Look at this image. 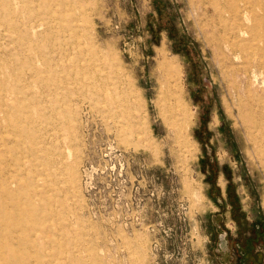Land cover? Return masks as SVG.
I'll use <instances>...</instances> for the list:
<instances>
[{
  "label": "rangeland",
  "instance_id": "rangeland-1",
  "mask_svg": "<svg viewBox=\"0 0 264 264\" xmlns=\"http://www.w3.org/2000/svg\"><path fill=\"white\" fill-rule=\"evenodd\" d=\"M262 2L0 0V264H264Z\"/></svg>",
  "mask_w": 264,
  "mask_h": 264
},
{
  "label": "bare ground",
  "instance_id": "bare-ground-1",
  "mask_svg": "<svg viewBox=\"0 0 264 264\" xmlns=\"http://www.w3.org/2000/svg\"><path fill=\"white\" fill-rule=\"evenodd\" d=\"M219 1V0H218ZM226 2L228 1V0H225ZM49 2V1H48ZM57 2V1H56ZM239 2V1H238ZM251 2H252V0H251ZM255 2V1H254ZM253 2V3H254ZM257 2V1H256ZM65 3H66V1H65ZM258 3V2H257ZM68 3H66V5H67ZM208 4V3H207ZM259 4V3H258ZM264 3L262 2V5H263ZM60 5H61V3H60ZM73 6V5H72ZM229 7H231V6H229ZM221 9V8H220ZM233 9H234V16H235V18L237 19V20H245V19H247V21L248 20H250L249 19V17H248V14H247V12H246V10H242V9H240V8H238L237 7V5L235 6V8L233 7ZM253 9V8H252ZM58 10V9H57ZM210 10H211V8H210ZM218 11V10H217ZM212 12V11H211ZM216 12V11H215ZM207 13V12H206ZM70 15H72V14H70ZM89 19V18H88ZM231 19V18H230ZM229 19V20H230ZM63 20V19H62ZM87 22V21H86ZM249 22V21H248ZM61 23V22H60ZM66 23V22H65ZM68 23V22H67ZM242 23V22H241ZM264 23V22H263ZM225 24V23H224ZM235 25V24H234ZM244 25V24H243ZM68 26V25H67ZM228 28H229V26H228ZM78 29V28H77ZM75 31V30H74ZM242 31H244V29L243 28H239L237 31H236V33H238V34H241V32ZM71 32H72V30H71ZM62 33V32H61ZM73 35V34H72ZM90 35V34H89ZM76 36V35H75ZM88 35H86V37H87ZM256 38H257V35L255 36ZM90 37H88V39H89ZM75 39H76V37H75ZM93 39V38H92ZM90 40V39H89ZM88 40V41H89ZM237 41V40H236ZM249 41V40H248ZM259 42V41H258ZM237 43V42H236ZM257 44H259V43H257ZM73 45V44H72ZM237 45V44H236ZM78 47V46H77ZM78 53V52H77ZM102 57V56H101ZM95 60V59H94ZM167 63L165 62L164 63V65H166ZM177 76H178V78L179 79H181L180 77H181V73H180V71L178 72L177 71ZM48 78V77H47ZM179 83H180V81H179ZM91 84V83H90ZM107 84V83H106ZM110 84V83H109ZM181 84V83H180ZM109 86V85H108ZM177 86V85H176ZM180 86V85H179ZM174 87V86H173ZM76 89V88H75ZM174 90H175V88H173ZM171 90H172V88H171ZM182 90H181V86H180V88H178V91H170L171 92V94H172V96L173 97H175V102H176V106H177V108H178V111H180L182 114H184V116H185V118H186V120H187V117L189 118L190 117V115H189V113H188V111L186 110V108L184 107V102H183V99H182V92H181ZM81 93V92H80ZM82 93H83V91H82ZM105 102V101H104ZM176 106H175V108H176ZM179 114V113H178ZM191 114V113H190ZM264 114V113H263ZM179 116H181L180 114H179ZM190 118H192V117H190ZM260 118H261V116H260ZM176 119V118H175ZM181 119H183V118H181ZM180 119V121H182ZM256 119H257V117H256ZM263 119V118H262ZM254 120V119H253ZM182 123H184L183 121H182ZM255 123V122H254ZM262 123V122H261ZM263 125V124H262ZM188 126V125H187ZM180 128V127H179ZM262 129H264V127H262ZM2 130H3V128H2ZM184 130V129H183ZM182 131V130H181ZM177 132H178V130H177ZM176 132V133H177ZM179 133V132H178ZM257 133V132H256ZM180 134V133H179ZM178 134V135H179ZM260 134H261V132H260ZM250 135V134H249ZM255 135V134H254ZM180 136H181V134H180ZM180 136H178V137H180ZM183 136V135H182ZM185 136V135H184ZM183 136V137H184ZM261 136V135H260ZM262 140L264 141V133L262 134ZM14 140V139H13ZM31 146V145H30ZM26 148V147H25ZM28 148V147H27ZM31 150V149H30ZM264 154L262 153V156H263ZM9 161V160H8ZM8 163V162H7ZM24 167V166H23ZM61 167V166H60ZM38 171V170H37ZM19 175V174H18ZM39 175V174H38ZM48 177V176H47ZM46 177V178H47ZM64 177V176H63ZM44 179V178H43ZM9 182V181H8ZM18 184V183H17ZM22 185V184H21ZM24 185H25V183H24ZM11 186H12V181H11ZM6 187V186H5ZM10 187V186H9ZM47 187V186H46ZM0 188H2V186L0 187ZM2 189H4V187L2 188ZM10 189H11V191H12V188H9V190H8V192L10 193ZM43 189V188H42ZM1 190V189H0ZM52 190H55V189H52ZM14 191V190H13ZM21 191V190H20ZM43 191V190H42ZM1 193V192H0ZM12 193V192H11ZM63 193V192H62ZM16 194V193H15ZM7 195H8V193H7ZM41 197V196H40ZM54 197V196H53ZM8 198V197H7ZM11 198V197H10ZM42 198V197H41ZM1 200V199H0ZM3 200V199H2ZM11 200V199H10ZM15 200V199H14ZM18 200V199H17ZM51 200H52V198H51ZM4 201V200H3ZM50 201V200H49ZM14 201H12V203H13ZM4 203V202H3ZM2 203V204H3ZM7 203H8V199H7ZM10 204V203H9ZM1 205V204H0ZM46 205V204H45ZM10 206H12L11 204H10ZM16 206V205H15ZM41 206H43V205H41ZM8 207V206H7ZM7 207H5V208H3V207H1L2 208V210L4 209H7ZM13 207V206H12ZM0 208V209H1ZM14 208V207H13ZM8 210V209H7ZM6 210V211H7ZM53 210V209H52ZM1 211V210H0ZM15 211V210H14ZM25 212V211H24ZM1 213V212H0ZM12 214L10 213V215H9V217L8 218H12V217H10ZM14 215H15V213H14ZM21 216H24V214H22ZM20 216V217H21ZM14 217V216H13ZM1 218H2V213H1ZM0 218V219H1ZM5 218V217H4ZM22 218V217H21ZM20 218V219H21ZM7 219V218H6ZM24 220V219H23ZM22 219H21V222L23 221ZM5 222V223H4ZM4 222H2V225L4 226V224L6 225L7 223H6V221H4ZM11 222H12V220H11ZM24 222V221H23ZM22 222V223H23ZM29 222V221H28ZM18 223V222H17ZM11 225V224H10ZM2 226V227H3ZM9 226V225H8ZM23 226V225H22ZM15 227V226H14ZM24 227V226H23ZM23 227H20V228H18L19 229V231H20V229H22ZM30 227H32L31 225H30ZM44 227V226H43ZM16 228V227H15ZM45 228H47L46 227V225H45ZM16 230V229H15ZM26 230H27V228H26ZM41 230H42V228H41ZM46 230V229H45ZM22 231V234L24 235V233H23V230H21ZM37 231V230H36ZM39 231V230H38ZM43 231H44V229H43ZM1 232V231H0ZM7 232V231H6ZM13 232V231H12ZM18 232V231H17ZM27 232V231H26ZM41 232V231H40ZM25 236V235H24ZM27 236V235H26ZM3 237V236H2ZM27 240V239H26ZM9 241H10V239H9ZM40 241V240H39ZM11 245V244H10ZM53 247H55L54 245H53ZM7 252H8V250H7ZM50 255V254H49ZM55 256V255H54ZM14 257H16L15 255H14ZM13 258V257H12ZM56 258V257H55ZM47 261V260H46ZM17 264H18V261H17Z\"/></svg>",
  "mask_w": 264,
  "mask_h": 264
}]
</instances>
